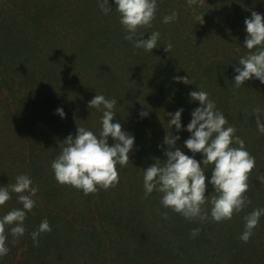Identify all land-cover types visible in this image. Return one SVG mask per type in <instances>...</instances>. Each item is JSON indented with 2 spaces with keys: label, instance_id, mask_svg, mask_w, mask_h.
Returning a JSON list of instances; mask_svg holds the SVG:
<instances>
[{
  "label": "trees",
  "instance_id": "trees-1",
  "mask_svg": "<svg viewBox=\"0 0 264 264\" xmlns=\"http://www.w3.org/2000/svg\"><path fill=\"white\" fill-rule=\"evenodd\" d=\"M110 3L112 11L105 14L98 0H0V184L28 173L38 189L26 232L9 235L16 242L0 264H264V216L247 242L239 239L243 217L264 207L258 178L264 177V133L253 115L257 106L264 109V83L253 78L233 84L239 57L250 51L243 44L244 20L253 10L264 13V0H158L151 27L137 30L145 37L161 33L152 51L124 38ZM173 10L178 18L164 23ZM202 14L203 22H196ZM168 43L171 50H165ZM197 86L210 94L256 158L246 192L251 203L220 222L210 216L186 219L162 205V193L145 195L143 185L144 167L154 157L166 158L164 137L176 134L167 112L183 107L187 125L199 105L189 96ZM97 92L116 98L114 120L136 140L127 165H117L119 182L85 195L58 183L51 162L78 125L99 133L102 111L88 106ZM60 106L63 118L55 112ZM141 109L149 115L141 118ZM189 135L182 130L169 148L181 146L191 155L183 145ZM211 167L205 166L209 176ZM212 191L209 185L206 194ZM16 196L0 205V216L22 207ZM44 218L52 230L41 233L37 246L30 233Z\"/></svg>",
  "mask_w": 264,
  "mask_h": 264
},
{
  "label": "clouds",
  "instance_id": "clouds-1",
  "mask_svg": "<svg viewBox=\"0 0 264 264\" xmlns=\"http://www.w3.org/2000/svg\"><path fill=\"white\" fill-rule=\"evenodd\" d=\"M115 9L119 13L120 23L125 30L124 38L133 42L135 48L152 51L158 47L161 33L152 31L145 37V33L138 34L141 26L151 27L156 16L158 0H113ZM194 0H188L193 3ZM101 10L108 14L112 11L110 0H98ZM178 13L173 10L163 16V22H173ZM203 22L197 17L196 22ZM247 33L243 44L249 49L245 55L238 59L234 71L233 84L236 87L244 84L248 79H259L264 83V13L253 10L250 17L244 20ZM165 50H171L170 43L164 44ZM177 81L193 82L189 76H175ZM192 101H199V105L191 112V119L184 125L180 107L175 112H167L169 126H175L176 134L164 137L167 145L163 160L154 157V163L144 167L143 185L145 195L153 191L162 193L161 203L165 208L180 213L186 219L199 218L220 222L231 219L234 213H239L250 203L246 192L249 188V174L256 165V158L245 147V140L236 135V128L228 123L224 113L216 107L210 94L197 88L189 92ZM115 97L108 98L98 93L88 101L90 109L102 111L100 117V131L94 133L91 129L78 125L75 134L69 133L63 140L61 152L51 162L54 177L60 184H69L81 189L85 195L109 188L119 182L117 165L126 166L130 160V152L135 145L134 134L125 130L119 120H114L117 112ZM55 112L66 116L62 106ZM149 115L146 109H141L140 117ZM255 122L259 132L264 133V109L257 106L253 109ZM167 129V128H166ZM187 130L190 135L183 140V145L190 150L191 155L182 150V147L169 148L176 145L180 139V132ZM109 137L114 141L109 143ZM196 153L201 156L198 159ZM212 165L211 175L205 166ZM264 183V177H258ZM213 191L206 194L208 186ZM38 189L33 184L28 173L16 176L15 182L6 185L0 184V205H4L16 193V199L22 207L13 208L0 216V257L10 251L9 235L13 238L23 236L26 232L25 219L28 211L36 205L33 197ZM215 192V195H213ZM209 203L210 210L204 205ZM167 217L168 213H162ZM264 216V207H256L244 217V230L239 239L247 242L258 226L260 218ZM51 224L44 218L30 235L34 245H39L41 233L50 232ZM200 228H193L191 234L195 237Z\"/></svg>",
  "mask_w": 264,
  "mask_h": 264
}]
</instances>
